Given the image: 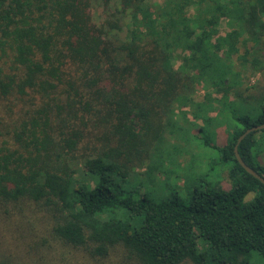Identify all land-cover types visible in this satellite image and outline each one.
<instances>
[{
    "label": "trees",
    "instance_id": "trees-1",
    "mask_svg": "<svg viewBox=\"0 0 264 264\" xmlns=\"http://www.w3.org/2000/svg\"><path fill=\"white\" fill-rule=\"evenodd\" d=\"M247 69L259 78L245 86ZM198 83L216 95L196 100ZM189 114L225 130L211 146L222 178L188 203L113 191L141 168L176 190L158 167L186 164L177 155L190 136L175 125ZM261 123L264 0H0V216L19 218L23 240L42 233L96 261L113 251L134 264L264 260V184L233 151ZM263 136L237 143L259 174ZM48 243L40 234L28 245ZM21 252L20 264H37Z\"/></svg>",
    "mask_w": 264,
    "mask_h": 264
},
{
    "label": "rangeland",
    "instance_id": "rangeland-1",
    "mask_svg": "<svg viewBox=\"0 0 264 264\" xmlns=\"http://www.w3.org/2000/svg\"><path fill=\"white\" fill-rule=\"evenodd\" d=\"M101 7L98 5L97 1H92L90 6V11L92 18L95 21H99ZM221 32L227 30V26L223 23L220 26ZM178 61L174 63L177 66ZM259 78L258 73L252 72L250 69L242 71V80L245 86L252 84ZM216 95L214 90L204 83H198L196 85L194 98L196 100L205 99L207 94ZM212 97V96H210ZM188 118H180L176 121L175 127H178L182 132L185 131L189 134L190 143H187V149L185 152V157L183 152L179 153L177 156L186 158L184 160L186 164H180L177 168L173 169V173L164 170V165L162 166L154 161L155 164H159V171L164 174H169L167 182L170 186H175L176 190H168L167 186L160 184L164 177L161 173H158L154 169L145 168L133 169L122 183L116 182L112 186V190L116 193L130 194L132 196L138 197L146 195L148 198L158 200L167 198L168 196L175 193L179 200L184 203H188L189 195L194 187H204L208 183H214L222 178L223 164L220 160V154L217 150L213 149L212 145H221L226 142V133L222 127L216 124L205 125L203 127L199 124V120L192 118L191 115H187ZM175 122V123H176ZM165 138L167 143L170 144L175 141L173 139V134L170 132L165 133ZM260 144L264 151V136L260 139ZM264 154V153H263ZM262 154L261 158H264ZM178 161V160H177ZM169 169L168 163H166ZM264 176V172H260ZM163 183V182H162ZM176 184V185H174ZM10 217V216H9ZM5 215L0 216V262H5L7 264H20L21 260H27L24 255L22 258L21 251H27L26 257L37 259V264H46L47 257L50 253V258L54 257L56 264H134L131 262H121L118 261V255L113 251L108 256V259L102 261H96L94 259L88 258L81 251L74 250L70 247H66L58 240H52L48 238L45 234L41 236L50 243L43 247L40 245L29 246V241L39 240L40 234L36 233V238L34 236H27L23 240L22 235L19 231L12 229V222H17L19 218H11ZM8 219V220H7ZM26 222V221H25ZM21 224V223H20ZM41 228V225H39ZM27 232V231H26ZM32 237V238H31ZM33 240V241H32ZM27 246V247H26ZM50 248V250H49ZM39 256H42L39 259ZM18 258H20L18 260ZM49 258V260H51ZM20 261V262H19ZM38 261L40 263H38ZM250 264H264V260L256 251L251 252Z\"/></svg>",
    "mask_w": 264,
    "mask_h": 264
},
{
    "label": "water",
    "instance_id": "water-1",
    "mask_svg": "<svg viewBox=\"0 0 264 264\" xmlns=\"http://www.w3.org/2000/svg\"><path fill=\"white\" fill-rule=\"evenodd\" d=\"M264 128V123L261 124H256L253 125L247 129L244 130L243 133H241L238 137H237V142L233 147V151H234V155L236 160L238 161V163L244 168V170L246 172H248L249 174H251L252 176H254L255 178H257L260 182H262L264 184V176H262L261 174H259L258 172H256L253 168H251L249 165H247L239 156L238 152H237V143L250 131H255V130H259V129H263Z\"/></svg>",
    "mask_w": 264,
    "mask_h": 264
}]
</instances>
